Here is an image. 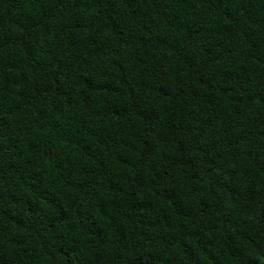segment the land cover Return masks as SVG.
Instances as JSON below:
<instances>
[{"label":"trees","instance_id":"1","mask_svg":"<svg viewBox=\"0 0 264 264\" xmlns=\"http://www.w3.org/2000/svg\"><path fill=\"white\" fill-rule=\"evenodd\" d=\"M0 264H264V0H0Z\"/></svg>","mask_w":264,"mask_h":264}]
</instances>
